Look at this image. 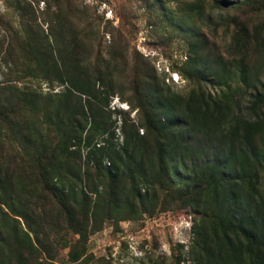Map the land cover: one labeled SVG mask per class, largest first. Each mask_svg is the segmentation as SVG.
<instances>
[{
    "label": "rangeland",
    "instance_id": "obj_1",
    "mask_svg": "<svg viewBox=\"0 0 264 264\" xmlns=\"http://www.w3.org/2000/svg\"><path fill=\"white\" fill-rule=\"evenodd\" d=\"M67 72L68 78L93 85V95L74 91ZM2 84L12 86L10 95L4 94L13 97L14 117L21 116L29 128L52 129L55 113L60 127L81 98L89 113L88 104L97 113L96 120L101 116L105 136L116 144L134 127L140 135L145 132L144 111L155 109L156 97L174 98L172 113L178 116L201 98L231 101L235 115L261 114L264 101L254 110L252 103L264 93V0H0V98ZM86 116L81 139L91 123ZM224 122L210 120L208 127L215 130ZM70 126L59 131L62 142ZM88 136L69 146L75 171V164L81 171L95 165L92 146L85 145L93 135ZM31 155L21 150L20 157H12L15 174L29 170L16 164L21 159L26 167ZM169 166L172 175L191 176L181 163ZM259 178L264 186V171ZM32 182L14 179V189L25 192L26 201L27 189L29 195L37 188ZM83 182L92 188V201L108 190L99 169L90 168ZM124 184L129 187L127 180ZM174 184L186 185L184 178ZM159 192L145 201L151 213L130 216L129 209H121L108 215L102 206L88 218L84 235L68 228L58 206L39 198L47 212L44 222L32 224L31 231L14 216L17 222L2 230L0 248L10 264H196L198 215L165 189ZM21 204L15 201L18 208Z\"/></svg>",
    "mask_w": 264,
    "mask_h": 264
},
{
    "label": "trees",
    "instance_id": "obj_2",
    "mask_svg": "<svg viewBox=\"0 0 264 264\" xmlns=\"http://www.w3.org/2000/svg\"><path fill=\"white\" fill-rule=\"evenodd\" d=\"M66 76L74 91L93 95V85L75 81L76 77L68 78V72ZM78 83L83 84L85 90ZM107 84L106 91L110 85ZM1 90L0 245L4 241L2 230L7 228L8 222H17L14 216H20L31 231L32 224L44 222L47 212L41 199L58 206L68 228L84 235L88 218L97 215L102 206L103 213L108 215L121 209H129L130 216L151 213L152 208L145 201L156 199L160 189H165L173 199L192 208L200 219L193 247L196 264H264V186L259 178V172L264 171V113L254 111L249 117L242 112L235 115L233 102L222 104L201 98L194 108L187 107L178 116L172 113L174 98L156 97L155 109L144 111L145 134L140 135L134 127L132 133L125 132L122 144H116L105 136L108 130L101 116L96 120L97 113L88 104L89 113L81 98L72 114L64 116L65 124L59 127L62 121H58L55 113L52 129H31L21 116L14 117L15 103L9 96L12 86L2 84ZM20 101L23 100L19 98ZM263 101L264 93L257 94L252 109ZM98 112L104 114L105 111L99 109ZM86 115L91 120L88 135L93 137L86 139L85 145L92 146L89 153L93 152L95 161L90 168L99 169L108 181V190L104 195L98 193L94 201L88 196L91 186L83 182L90 168L87 165L81 171V166L75 164V171L71 166L75 163L73 151L69 149L75 141L89 137L86 134L81 139L88 122ZM225 118L226 122L217 129L208 127L210 120L217 122ZM66 123L71 124V131L62 142L58 134L66 129ZM21 150L25 153L30 150L32 155L27 158L26 167L21 159L16 166L29 170L15 174L10 163L15 154L20 157ZM90 158L87 157L88 162ZM105 160L107 165L102 166ZM171 162L181 163L191 176L172 175ZM16 176L24 181L32 179V186L37 187L30 190V196L27 189L28 201L25 192L14 189ZM176 178H184L186 185L176 187ZM125 180L129 187L124 184ZM141 184L148 186L146 190ZM34 195H37L35 200ZM16 200L22 203L20 208L15 205ZM8 257L0 248V264H10Z\"/></svg>",
    "mask_w": 264,
    "mask_h": 264
}]
</instances>
